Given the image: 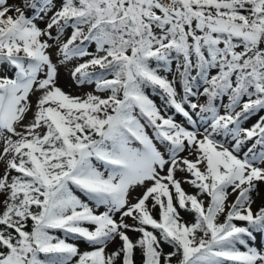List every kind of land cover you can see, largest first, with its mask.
<instances>
[{
	"label": "snow or ice",
	"instance_id": "snow-or-ice-1",
	"mask_svg": "<svg viewBox=\"0 0 264 264\" xmlns=\"http://www.w3.org/2000/svg\"><path fill=\"white\" fill-rule=\"evenodd\" d=\"M0 67V264H264V0H0Z\"/></svg>",
	"mask_w": 264,
	"mask_h": 264
},
{
	"label": "rangeland",
	"instance_id": "rangeland-1",
	"mask_svg": "<svg viewBox=\"0 0 264 264\" xmlns=\"http://www.w3.org/2000/svg\"><path fill=\"white\" fill-rule=\"evenodd\" d=\"M8 3L9 4H19L20 3V0H8ZM41 27H43L44 25L43 24H40ZM70 29L64 34V38L66 39L67 36L70 34ZM52 58H53V61L55 62L57 57H56V54H55V49L52 50ZM77 62H80V61H77V60H73L71 61L67 66H62L59 68V77H58V86H60L64 91L72 94V95H83L87 92H93L94 91V85H84V86H77L75 84V82L73 81V79L71 78L70 76V69L77 63ZM3 74H8V75H11V72L9 71H6L5 68L3 67H0V75H3ZM172 77L169 76V79H171ZM177 91L178 92H182V88L180 87V85L178 84L177 85ZM149 95L150 97L156 102V104L160 107H163V102H162V99H161V96L157 93V92H153L151 90H149ZM33 101L35 100V97H32ZM196 100H198L199 102H203V99L202 98H194ZM226 98H225V103H226ZM168 112V114H172V109H167L166 110ZM221 112H223V109H221ZM260 115H264V112L260 113ZM259 117L258 116H253L251 119H249L245 124L244 126L245 127H248V126H251L253 123H255V121L258 119ZM175 119L177 120V122L179 123H184V119L182 116L180 115H176ZM149 134L151 135V130L149 129ZM184 155H187V153H184ZM181 174H178V178ZM184 187L186 188V190L188 191H194L189 185L185 184ZM261 188V194H260V197H257L256 198V202L255 204H253V209L256 210L258 209L261 204H262V199H264V185H261L260 186ZM133 195H136V193H133ZM100 211H103V208L100 209ZM182 215H186V218L187 219H191L190 215H187V214H184L182 213ZM239 223H243V222H239ZM56 235H60V233H55ZM257 235V238L256 240L253 242L255 246H257L258 248L261 247L262 245H264V235H261V234H256ZM69 242H73V243H79L78 241H75V240H70ZM79 247H80V250L81 251H84L86 250V245L83 244V243H79Z\"/></svg>",
	"mask_w": 264,
	"mask_h": 264
}]
</instances>
